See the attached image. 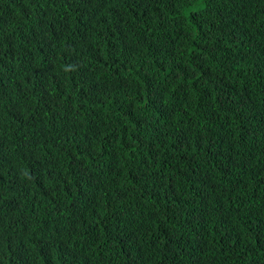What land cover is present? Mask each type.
<instances>
[{
  "label": "trees",
  "instance_id": "16d2710c",
  "mask_svg": "<svg viewBox=\"0 0 264 264\" xmlns=\"http://www.w3.org/2000/svg\"><path fill=\"white\" fill-rule=\"evenodd\" d=\"M0 264H264V0H0Z\"/></svg>",
  "mask_w": 264,
  "mask_h": 264
}]
</instances>
